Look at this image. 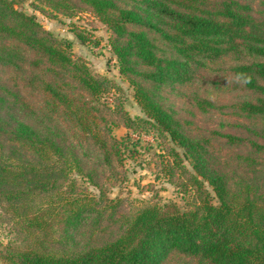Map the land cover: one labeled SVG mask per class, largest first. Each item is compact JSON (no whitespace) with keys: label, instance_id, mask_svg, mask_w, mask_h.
I'll return each instance as SVG.
<instances>
[{"label":"trees","instance_id":"obj_1","mask_svg":"<svg viewBox=\"0 0 264 264\" xmlns=\"http://www.w3.org/2000/svg\"><path fill=\"white\" fill-rule=\"evenodd\" d=\"M21 2L0 0V221L14 234L1 264H264V0H36L107 26L135 118ZM207 84L229 101L202 96ZM211 113L221 122L204 131L195 118ZM119 126L176 146L186 209L107 197Z\"/></svg>","mask_w":264,"mask_h":264},{"label":"rangeland","instance_id":"obj_2","mask_svg":"<svg viewBox=\"0 0 264 264\" xmlns=\"http://www.w3.org/2000/svg\"><path fill=\"white\" fill-rule=\"evenodd\" d=\"M41 7L36 0H23L19 9L33 14L43 27L60 40H68L72 43V55L75 60L84 61L90 70L98 75L111 79L117 87L115 96L104 97L103 101L113 105V99H119L125 110L132 118L144 116L142 109L134 98V89L128 81L120 74L117 58L111 50L109 38L111 33L107 26L99 21L91 11L85 10L73 17L51 14L49 10L42 12L36 7ZM256 9H259L256 5ZM78 27L85 32L86 40L79 39L73 28ZM200 94L217 102L227 103L230 94H219L214 92L211 86L203 85ZM182 102L176 98L175 103ZM188 104V103H185ZM184 107H187L186 105ZM113 107V106H112ZM183 107V109H184ZM187 112L182 115L186 117ZM196 123L202 130L217 129L221 117L217 113L208 115H197ZM114 135L119 140H125L123 148V167L115 171H108L101 180L103 189L110 199L151 200L161 204L175 203L180 208L186 209V200L183 199L181 188L176 184V179L170 177L168 167L174 165V160L167 155L168 148L176 147L168 139L164 140L151 132L138 134L136 136L123 126L114 128ZM183 154L181 149H178ZM183 163L193 172L192 166L184 157ZM174 172L179 177L178 167ZM80 185L87 186L90 191L99 194L98 188L83 182L80 176L76 177ZM0 221V264L2 261V250L12 241L11 223L5 215H1ZM176 264V259L170 262Z\"/></svg>","mask_w":264,"mask_h":264}]
</instances>
